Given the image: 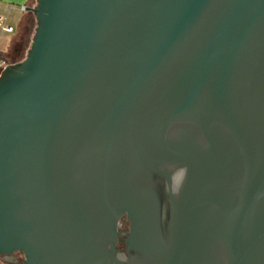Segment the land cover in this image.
I'll list each match as a JSON object with an SVG mask.
<instances>
[{
    "label": "water",
    "instance_id": "1",
    "mask_svg": "<svg viewBox=\"0 0 264 264\" xmlns=\"http://www.w3.org/2000/svg\"><path fill=\"white\" fill-rule=\"evenodd\" d=\"M27 11L30 45L0 71V253L264 264V0Z\"/></svg>",
    "mask_w": 264,
    "mask_h": 264
},
{
    "label": "crops",
    "instance_id": "2",
    "mask_svg": "<svg viewBox=\"0 0 264 264\" xmlns=\"http://www.w3.org/2000/svg\"><path fill=\"white\" fill-rule=\"evenodd\" d=\"M33 5V0H0V17L5 18L7 26L12 32L0 31V55L8 60L13 58V51L21 38V31L25 21L30 19L31 13L21 11V6L27 8Z\"/></svg>",
    "mask_w": 264,
    "mask_h": 264
},
{
    "label": "flooded vegetation",
    "instance_id": "3",
    "mask_svg": "<svg viewBox=\"0 0 264 264\" xmlns=\"http://www.w3.org/2000/svg\"><path fill=\"white\" fill-rule=\"evenodd\" d=\"M120 226L118 228L121 232H126L129 229V223L126 220L125 216L120 219ZM126 237L125 235H121ZM118 248L124 252V244H118ZM0 264H26L25 256L20 252H12L9 254L0 253Z\"/></svg>",
    "mask_w": 264,
    "mask_h": 264
},
{
    "label": "rangeland",
    "instance_id": "4",
    "mask_svg": "<svg viewBox=\"0 0 264 264\" xmlns=\"http://www.w3.org/2000/svg\"><path fill=\"white\" fill-rule=\"evenodd\" d=\"M33 5H34V0H33ZM34 28H35V20H34V17L30 15V19L25 21L23 24L22 31H21V38L18 43L21 53L23 55H24L23 49H26V47L30 45V42H31L30 38L33 34Z\"/></svg>",
    "mask_w": 264,
    "mask_h": 264
},
{
    "label": "built area",
    "instance_id": "5",
    "mask_svg": "<svg viewBox=\"0 0 264 264\" xmlns=\"http://www.w3.org/2000/svg\"><path fill=\"white\" fill-rule=\"evenodd\" d=\"M20 9L23 12L27 11L26 6H21ZM5 20H6L5 18L0 17V31L10 33L13 31V29L6 25ZM7 65L8 63L5 60H0V71Z\"/></svg>",
    "mask_w": 264,
    "mask_h": 264
},
{
    "label": "trees",
    "instance_id": "6",
    "mask_svg": "<svg viewBox=\"0 0 264 264\" xmlns=\"http://www.w3.org/2000/svg\"><path fill=\"white\" fill-rule=\"evenodd\" d=\"M32 15V14H31ZM33 17V16H32ZM32 37V36H31ZM30 41H31V38H30ZM29 47V46H28ZM28 47H26V49H23V53L24 55L21 53V50L19 48V45L17 44V46L15 47L14 51H13V58L11 60H8L5 56H1L0 55V60H5L8 64L10 63H15V62H18L20 60H22L25 56V53L28 49ZM19 56V58H18ZM17 57V58H16Z\"/></svg>",
    "mask_w": 264,
    "mask_h": 264
}]
</instances>
